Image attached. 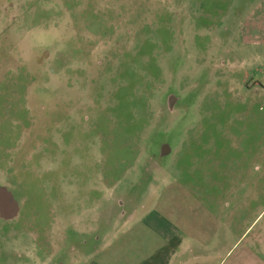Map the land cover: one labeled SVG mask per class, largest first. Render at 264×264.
<instances>
[{
    "label": "rangeland",
    "instance_id": "1",
    "mask_svg": "<svg viewBox=\"0 0 264 264\" xmlns=\"http://www.w3.org/2000/svg\"><path fill=\"white\" fill-rule=\"evenodd\" d=\"M252 3L0 0V253L30 238L45 260L43 239L51 264H78L70 239L90 252L111 221L153 220L158 196L219 217L264 157V64L234 54ZM50 25L61 51L33 46Z\"/></svg>",
    "mask_w": 264,
    "mask_h": 264
},
{
    "label": "crops",
    "instance_id": "2",
    "mask_svg": "<svg viewBox=\"0 0 264 264\" xmlns=\"http://www.w3.org/2000/svg\"><path fill=\"white\" fill-rule=\"evenodd\" d=\"M243 15L246 19L241 23L246 28L238 29L241 43L234 47V54L243 50L253 65H263L264 0H253ZM257 94L262 96L264 90ZM256 157L236 173L223 196L213 200L219 217L208 214L194 219V210L187 207L185 213L190 217L182 219L174 212L173 196H167L171 207L165 202L163 208L158 196L153 220L111 221L107 234L91 238L90 252L76 246L88 245V240L70 239L75 259L78 264H264V157ZM30 241L34 242L30 238L18 242V237L10 240L13 252L0 253V264H51L44 240L37 241L45 260L28 248Z\"/></svg>",
    "mask_w": 264,
    "mask_h": 264
},
{
    "label": "clouds",
    "instance_id": "3",
    "mask_svg": "<svg viewBox=\"0 0 264 264\" xmlns=\"http://www.w3.org/2000/svg\"><path fill=\"white\" fill-rule=\"evenodd\" d=\"M55 25H50L48 28H40L32 36V43L34 47L51 48L55 46L57 51L62 50L60 37L53 33L52 29Z\"/></svg>",
    "mask_w": 264,
    "mask_h": 264
},
{
    "label": "water",
    "instance_id": "4",
    "mask_svg": "<svg viewBox=\"0 0 264 264\" xmlns=\"http://www.w3.org/2000/svg\"><path fill=\"white\" fill-rule=\"evenodd\" d=\"M174 100V99H173Z\"/></svg>",
    "mask_w": 264,
    "mask_h": 264
}]
</instances>
